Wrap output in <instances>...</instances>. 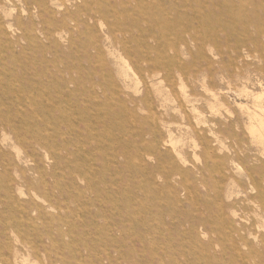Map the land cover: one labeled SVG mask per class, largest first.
I'll return each instance as SVG.
<instances>
[{"label":"rangeland","instance_id":"1","mask_svg":"<svg viewBox=\"0 0 264 264\" xmlns=\"http://www.w3.org/2000/svg\"><path fill=\"white\" fill-rule=\"evenodd\" d=\"M0 264H264V0H0Z\"/></svg>","mask_w":264,"mask_h":264},{"label":"bare ground","instance_id":"2","mask_svg":"<svg viewBox=\"0 0 264 264\" xmlns=\"http://www.w3.org/2000/svg\"><path fill=\"white\" fill-rule=\"evenodd\" d=\"M131 90V89H130ZM134 90V89H133ZM263 110V109H262ZM154 115V114H153ZM255 119V118H254ZM257 119V118H256ZM261 119V118H260ZM261 123L263 122V121H261V120H259ZM256 122H258V121H256ZM255 123V122H254ZM253 123V124H254ZM257 124V123H256ZM260 125V124H259ZM259 136V135H258ZM260 137H262V136H260ZM263 138V137H262ZM82 161V160H81ZM99 182V181H98ZM221 207V206H220Z\"/></svg>","mask_w":264,"mask_h":264}]
</instances>
